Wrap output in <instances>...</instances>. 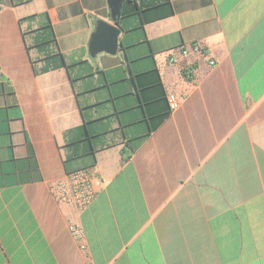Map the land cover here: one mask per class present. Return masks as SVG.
<instances>
[{"label":"crops","instance_id":"0c3cea01","mask_svg":"<svg viewBox=\"0 0 264 264\" xmlns=\"http://www.w3.org/2000/svg\"><path fill=\"white\" fill-rule=\"evenodd\" d=\"M167 3L125 0L94 57L108 0L0 4V264H264V0Z\"/></svg>","mask_w":264,"mask_h":264},{"label":"built area","instance_id":"2783aa9c","mask_svg":"<svg viewBox=\"0 0 264 264\" xmlns=\"http://www.w3.org/2000/svg\"><path fill=\"white\" fill-rule=\"evenodd\" d=\"M180 49V54L182 56H186L189 53V49L186 47ZM191 49L197 54H205V49L198 44L192 45ZM169 62L172 64L175 63V57H170ZM210 64L212 65L213 62H210ZM181 70L186 75H191L194 72V69H192V66L189 64L182 66ZM166 99L170 111H174L178 108L179 98L174 93H168ZM49 191L58 205L70 206L79 210L83 209L91 203L95 196L92 173L85 168L72 171L68 173L65 178L51 182ZM69 230L75 240L80 243V248L84 249L83 230L72 224L69 225Z\"/></svg>","mask_w":264,"mask_h":264},{"label":"water","instance_id":"95a60500","mask_svg":"<svg viewBox=\"0 0 264 264\" xmlns=\"http://www.w3.org/2000/svg\"><path fill=\"white\" fill-rule=\"evenodd\" d=\"M125 0H108L110 17L112 24L97 21L94 32L90 36L88 43V54L94 57L98 52L110 54L116 53L119 47L120 28L116 24L121 11V6Z\"/></svg>","mask_w":264,"mask_h":264},{"label":"trees","instance_id":"16d2710c","mask_svg":"<svg viewBox=\"0 0 264 264\" xmlns=\"http://www.w3.org/2000/svg\"><path fill=\"white\" fill-rule=\"evenodd\" d=\"M160 1H162V2H164L165 4H168L167 3V0H160ZM0 4H3V0H0ZM151 6H150V4L148 3V5H146V8H150Z\"/></svg>","mask_w":264,"mask_h":264}]
</instances>
